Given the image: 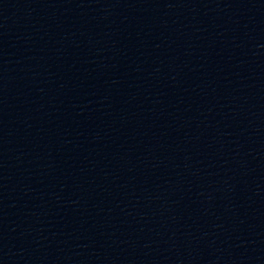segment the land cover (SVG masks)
Here are the masks:
<instances>
[{
  "label": "water",
  "instance_id": "95a60500",
  "mask_svg": "<svg viewBox=\"0 0 264 264\" xmlns=\"http://www.w3.org/2000/svg\"><path fill=\"white\" fill-rule=\"evenodd\" d=\"M0 264H264V74L127 120L1 192Z\"/></svg>",
  "mask_w": 264,
  "mask_h": 264
}]
</instances>
